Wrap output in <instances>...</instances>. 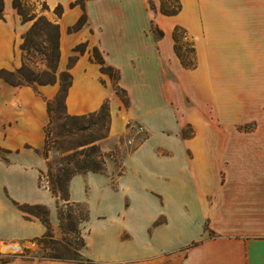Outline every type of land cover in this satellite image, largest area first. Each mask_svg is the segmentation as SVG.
<instances>
[{
	"label": "crops",
	"instance_id": "crops-1",
	"mask_svg": "<svg viewBox=\"0 0 264 264\" xmlns=\"http://www.w3.org/2000/svg\"><path fill=\"white\" fill-rule=\"evenodd\" d=\"M13 2L4 0L0 20V148L8 151L7 161L0 158V241H35L48 232L15 203L47 206L59 233L62 202L41 178L48 103L69 72L67 113L87 116L107 103L110 114L101 142L105 171L69 182L70 202L89 210L84 258L264 264V0H86L84 7L45 0L52 12L63 10L54 19L60 62L55 82L37 87L9 80L23 65L32 26ZM162 6L180 8L166 13ZM136 127L147 136L129 151ZM125 138L117 162L105 144ZM0 264L78 263L12 256Z\"/></svg>",
	"mask_w": 264,
	"mask_h": 264
},
{
	"label": "trees",
	"instance_id": "trees-1",
	"mask_svg": "<svg viewBox=\"0 0 264 264\" xmlns=\"http://www.w3.org/2000/svg\"><path fill=\"white\" fill-rule=\"evenodd\" d=\"M85 1L86 0H78V3L84 7ZM13 6L25 22H30L34 19V16H31L28 11L24 9L22 0H14ZM179 8L180 6L177 9L174 8L170 10L165 9L164 6H162V9L166 13H176ZM4 10V0H0V20L4 19ZM56 11L60 16L63 10L61 7H58ZM85 21L86 15L84 14L79 20L78 26L82 25ZM176 36L177 35L175 34V38ZM60 37L61 35L59 25H55L49 22L45 17L41 16L32 24L30 30L26 33L23 48L27 51V53H29L32 49L43 53L49 67L53 70H57L60 62ZM41 40L44 42H41ZM42 43H45L46 46L42 47ZM176 50L179 55L183 56V54L180 53V48L178 46H176ZM94 57L101 64L102 71L114 78V69L111 67H106L103 59L97 52L94 53ZM183 63L189 66V63L184 58V56ZM24 70L29 71L28 69H26V64H24L22 68L19 69L16 73L23 76L24 78L21 77L22 79H26L25 84H33L36 80L27 78V76L24 75ZM15 74L8 75L13 76ZM30 74L35 76V73L33 72H30ZM5 76H7V74H5ZM59 81V92L57 93L56 97L48 103V112L50 119L45 130V156H47V158L48 154L46 150H48V147L50 146L47 130L54 120L56 108H64L67 113L66 98L68 90L72 84V76L69 72L61 73L59 76ZM117 92L126 101L123 92L120 89H117ZM89 116L98 117V123H102L103 125L107 123L109 129L110 114L107 103H105L98 112L89 114ZM85 117L86 116H71L68 113L66 114V118L69 119H83ZM7 153L8 151L0 148L1 159L7 161ZM77 156L83 157V159L78 160L74 163V169H69L67 166L71 163V161L76 159ZM61 163V167L57 169L56 173H54L53 165L50 160L48 161L47 172L49 184L47 187L52 192V194L62 202V204L58 205L60 229L64 233V237L62 239H55L53 236L52 226L49 221V208L47 206L39 204H15L25 214L27 219L37 217L47 226V234L44 237L35 240L38 242H44L45 244L41 252V258L58 262L75 261L78 264H91L92 261L84 258L81 253V251L85 247V241L82 234V225L84 222L89 220V210L85 204L70 202L69 182L77 174H85L90 171H105V158L96 146H92L91 148H89L88 152H86L84 149L80 151L75 150L74 154L71 157L65 156ZM42 179L43 177L41 178V182Z\"/></svg>",
	"mask_w": 264,
	"mask_h": 264
},
{
	"label": "rangeland",
	"instance_id": "rangeland-1",
	"mask_svg": "<svg viewBox=\"0 0 264 264\" xmlns=\"http://www.w3.org/2000/svg\"><path fill=\"white\" fill-rule=\"evenodd\" d=\"M24 9L28 11L31 16H34V19L30 21L32 24L38 20L39 17H45L49 22L56 25L54 19H56L57 11L52 12L49 10L48 6L45 3V0H22ZM44 39V38H43ZM41 42H44L41 40ZM24 45V44H23ZM46 46L45 43H42V47ZM24 51V62L23 65L26 64V69H28L31 73H35V76L31 75L29 71L24 70V75L27 78L35 79L36 81L33 83V86L37 87L39 85L44 84H52L57 79V73L59 71V65L57 70H53L49 67L47 61L43 53L32 49L29 53L23 48ZM22 65V66H23ZM22 68V67H21ZM117 78L116 73H114ZM17 73L14 76H10L9 80L16 84H25L26 79ZM65 109L56 108L54 114V120L50 127L47 130L49 136L50 146L48 147L47 156H45L48 161L50 160L53 165V172L56 173L57 169L61 166V161L65 156H72L75 150H85L89 151V148L92 146H96L100 153L103 155L101 150V144L108 137V124L98 123L99 119L96 116L87 115L85 118L78 119H69L66 118ZM97 123V124H95ZM48 125V124H47ZM138 128V127H136ZM249 129H253V125H250ZM136 130V129H135ZM131 132V135L134 137L133 139L127 137L128 140H132L133 142L129 145V151L136 148L147 136L146 131H139V128L136 131ZM136 133V134H135ZM193 129L189 128L186 131L188 136L192 135ZM135 135V136H134ZM121 143L111 144L106 143L105 145L110 147V154L117 162L120 161L121 158V145L126 141L125 139L121 140ZM102 142V143H101ZM83 145V146H81ZM45 155V149H44ZM83 159V157L77 156L76 159L71 161V163L67 166L69 169H74L75 162ZM43 184L48 186L49 178L48 172L43 175ZM53 230V229H52ZM53 236L55 239H62L64 237L63 231L60 229L59 233H55L53 231ZM71 238V235H70ZM44 242L38 241H29V242H21V243H10L0 241V258L3 261L12 259V256H19L24 259L28 258H41V252L44 248ZM15 248H17L15 250ZM43 259V258H41ZM45 261H51L44 259Z\"/></svg>",
	"mask_w": 264,
	"mask_h": 264
},
{
	"label": "water",
	"instance_id": "water-1",
	"mask_svg": "<svg viewBox=\"0 0 264 264\" xmlns=\"http://www.w3.org/2000/svg\"><path fill=\"white\" fill-rule=\"evenodd\" d=\"M17 248H15V250H16Z\"/></svg>",
	"mask_w": 264,
	"mask_h": 264
}]
</instances>
